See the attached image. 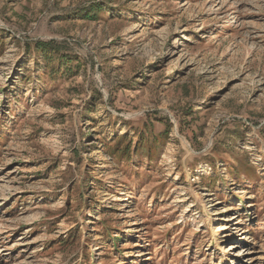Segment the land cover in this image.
Masks as SVG:
<instances>
[{"label": "rangeland", "instance_id": "1", "mask_svg": "<svg viewBox=\"0 0 264 264\" xmlns=\"http://www.w3.org/2000/svg\"><path fill=\"white\" fill-rule=\"evenodd\" d=\"M0 264H264V0H0Z\"/></svg>", "mask_w": 264, "mask_h": 264}, {"label": "trees", "instance_id": "2", "mask_svg": "<svg viewBox=\"0 0 264 264\" xmlns=\"http://www.w3.org/2000/svg\"><path fill=\"white\" fill-rule=\"evenodd\" d=\"M40 46H43V44H40Z\"/></svg>", "mask_w": 264, "mask_h": 264}]
</instances>
